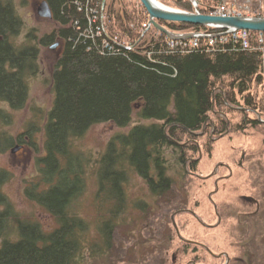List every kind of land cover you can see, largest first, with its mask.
<instances>
[{
    "label": "trees",
    "instance_id": "obj_1",
    "mask_svg": "<svg viewBox=\"0 0 264 264\" xmlns=\"http://www.w3.org/2000/svg\"><path fill=\"white\" fill-rule=\"evenodd\" d=\"M41 1L47 3L56 27L40 38V45L54 39L63 45L50 72L53 101L42 125L43 156L36 159L40 163L36 177L32 185L25 186L24 193L53 217L55 226L45 231L35 221L20 220L9 211L0 191V264H88V257L98 263L106 256L105 251H110L117 213L128 207L124 191L128 174L135 172L148 184L160 185L159 196L172 186L169 171L174 167L169 163L173 152L169 145L173 143L169 137L176 129L188 135L202 130L208 123V112L217 109L219 114L218 108L226 103L238 108L247 125L264 126L248 117L252 112L264 115V99L257 100L250 93L253 84L264 83V38L259 41V33L251 31L247 49L236 45L222 51L216 47L189 48L182 53L170 49V40L152 27L143 34L148 15L139 0H107L105 9L101 0ZM197 1L203 14L222 4L221 0ZM170 3L193 11L188 0ZM15 10L11 0H0V141L7 137L8 142L19 143L30 128L15 137L3 132L8 115L5 108H23L28 98L27 79L38 72L37 49L24 37L20 39L23 22ZM88 11L93 12L95 21L100 20L101 11H106L107 35L124 40L125 45L108 42L104 46V38L96 36V27H88ZM252 15L264 17V12ZM160 23L174 31H211L186 23ZM21 41L24 46H17ZM236 94L241 96L239 100ZM134 112L136 120L148 123L132 120ZM220 114L218 127L222 132L240 127L221 121ZM97 123L133 126L128 133L110 140L98 161L89 162L77 150L76 142ZM7 144L0 146V153ZM89 173L95 180L98 213L91 238L89 224L74 209L86 189ZM8 174L0 168V186ZM102 208L108 210V217H101ZM241 261L236 264L254 262L250 253Z\"/></svg>",
    "mask_w": 264,
    "mask_h": 264
},
{
    "label": "rangeland",
    "instance_id": "obj_2",
    "mask_svg": "<svg viewBox=\"0 0 264 264\" xmlns=\"http://www.w3.org/2000/svg\"><path fill=\"white\" fill-rule=\"evenodd\" d=\"M11 1L16 14L23 22L20 39L24 37L28 45L38 48L39 73L27 79L28 98L23 108H5L9 116L5 115L7 124L1 127L3 132L15 137L23 134L26 128L30 129L29 135L23 137L26 143L24 155L21 152L16 153L18 150L12 152V149L18 146L13 140L8 142L5 137L0 141L1 147L8 143L0 153V168L9 172L8 179L0 186V191L13 215L20 220L35 221L43 230L49 231L55 226L53 217L28 199L24 190L25 186L34 182L40 164L36 163V159L43 156L42 125L53 101L50 72L55 54L61 49L56 47L55 52L51 46L60 41L54 39L51 43L40 45V38L52 33L56 27L52 19L37 15L41 0ZM170 1L158 0L164 6L178 9ZM221 1L232 3L240 15L254 16V12L258 15L264 12V0ZM107 3V0H101L100 4L105 9ZM86 20L88 23V17ZM106 20V11H101L100 21L103 25ZM143 28L144 34L147 24L143 25ZM168 30L177 33L194 31ZM105 34L107 35V32L103 27V34L100 36L105 37ZM160 34L164 36L163 33ZM107 38L117 42V46L126 43L109 34ZM141 40L142 37L138 42ZM17 44L22 46L23 43ZM250 93L257 100L264 99V83L261 86L253 84ZM239 97L241 98L236 94V100H239ZM134 107L136 109L137 105ZM218 111H221V121L241 128L234 127L233 131L222 132L218 127L219 114L216 109L214 112H208V123L202 130L188 135L176 129L175 135L169 137L173 143L169 145V151L176 155L175 158L172 155L169 163L174 167L169 171L172 186L160 201L152 196L146 186L147 180L140 178L135 172L128 174L124 187L128 207L125 211L123 208L117 211L119 216L110 235V251H105L106 256L101 259L103 262L97 263L93 258L89 259L90 250L87 248L85 255L88 257V264H141L142 261V264H161V261H164V264H236L246 253L252 255L253 264H264V126L252 128L247 125L238 108L227 103L218 108ZM135 115L136 112L133 113L132 120L140 124L148 123L145 119L136 120ZM248 117L256 120V114L253 112ZM261 118L264 119V115ZM133 123L124 128L110 123L94 124L76 142L77 150L87 159L90 157L86 156L88 152L105 154L110 140L128 133ZM211 123L214 125V131ZM33 141L35 145L27 144ZM86 185L74 209L89 224L88 237L90 235L91 238L98 220L94 205L96 186L92 173H89ZM132 201L145 204L150 202V206L145 208V212L138 207L132 210ZM108 215V210L104 211L102 208L101 217ZM246 216L250 218L245 219ZM247 225L250 226L248 229ZM248 236L252 238L247 239ZM244 240L246 241L242 244ZM94 248L97 249V246ZM181 248L185 251L181 252Z\"/></svg>",
    "mask_w": 264,
    "mask_h": 264
},
{
    "label": "water",
    "instance_id": "obj_3",
    "mask_svg": "<svg viewBox=\"0 0 264 264\" xmlns=\"http://www.w3.org/2000/svg\"><path fill=\"white\" fill-rule=\"evenodd\" d=\"M191 1L194 10L185 11L167 7L158 2V0H139L148 15L147 30L151 27L163 33L164 36L172 41L189 40L195 38L211 37L213 35L201 33L200 31L177 33L168 30L161 25V21L167 23H186L189 25L200 26L214 31L233 32L236 30H248L252 32H264V17L248 16V15H214L203 14L197 10L198 1ZM37 15L51 18L52 13L45 1H41L37 8ZM146 30V31H147ZM145 31V32H146ZM243 110V109H240ZM256 114V121L264 123V119ZM18 150V147L12 149V152Z\"/></svg>",
    "mask_w": 264,
    "mask_h": 264
},
{
    "label": "built area",
    "instance_id": "obj_4",
    "mask_svg": "<svg viewBox=\"0 0 264 264\" xmlns=\"http://www.w3.org/2000/svg\"><path fill=\"white\" fill-rule=\"evenodd\" d=\"M93 13V12H92ZM91 11H88V27H96L97 33L99 36L103 34V22L102 21H95L91 18ZM208 14H214V15H240L237 13L235 8L233 6L229 7L226 5V3H222L219 6L213 8L210 13ZM90 22V23H89ZM102 23V24H101ZM75 24H78L77 21ZM205 34L213 35L211 37H203V38H195V39H189V40H178V41H168V47L170 49H176L180 52H186L189 48H197L201 49L204 48L205 50H208L210 48H218L219 50L228 49L229 46L234 47L238 45L239 49H247L249 47V39H250V32L248 30H236L233 32H225V31H200ZM259 33V41H262L264 38L263 33L264 32H258ZM103 42L108 45V42H111L112 44L116 45L113 40H110L111 38H107V35L105 34V37L102 36Z\"/></svg>",
    "mask_w": 264,
    "mask_h": 264
},
{
    "label": "flooded vegetation",
    "instance_id": "obj_5",
    "mask_svg": "<svg viewBox=\"0 0 264 264\" xmlns=\"http://www.w3.org/2000/svg\"><path fill=\"white\" fill-rule=\"evenodd\" d=\"M49 19V18H48ZM51 19V18H50ZM103 26H105V25H103ZM21 43H23V41H21ZM19 44H20V42H19ZM23 45V44H22ZM62 43L61 42H57L56 43V45L54 44L53 46H51L52 47V49H54L55 50V48L56 47H59V49H60V51L62 50ZM37 49V56H36V60H35V64H36V67H39V61H38V58H39V56H38V48H36ZM57 50V49H56ZM56 50H55V52H56ZM60 51L57 53V54H55V60L58 58V56H59V53H60ZM39 73V72H38ZM38 73H37V75H38ZM94 125V124H93ZM92 126V125H91ZM90 126V127H91ZM212 126V125H211ZM89 127V128H90ZM88 128V129H89ZM87 129V130H88ZM212 130L214 131L215 130V128H214V125L212 126ZM204 131V130H203ZM86 133V132H85ZM31 143V142H30ZM30 143H27L29 146H33V145H31ZM25 142H24V139L21 141V142H19V143H17V147L19 148L18 149V151L16 152V153H19V152H21L23 155H24V153H25V148H24V146H25ZM103 153V152H102ZM102 153L100 152V153H97V154H94V152H88V154L86 153V156H90L89 157V159H87V158H85L84 157V159L86 160L87 159V161H89V162H92L93 160H96V161H98V159H99V157L102 155ZM37 172V171H36ZM154 179V178H153ZM146 186L149 188V190H150V192H151V194H152V196L153 197H155V198H157L158 200H160V201H162V196H159V194H158V190L159 189H162L161 188V186L160 185H154V184H146ZM152 189L157 193V195H153V192H152ZM132 203V206H130V209H136L135 207H138L139 209H141L143 212H145L146 210H145V208L146 207H148L149 208V206H150V202H146L147 204H145L144 202H135V201H132L131 202ZM144 208V209H143ZM132 210H131V212H132ZM131 214V213H130ZM51 216V215H50ZM241 216V215H240ZM239 216V217H240ZM172 217V216H171ZM173 218V217H172ZM172 218H171V221H172ZM206 250H207V252H209V254H212L213 255V253H211L210 251H209V249H207V248H205ZM181 252H184L185 251V249L184 248H181V250H180Z\"/></svg>",
    "mask_w": 264,
    "mask_h": 264
}]
</instances>
